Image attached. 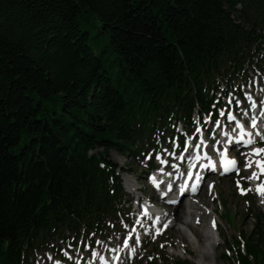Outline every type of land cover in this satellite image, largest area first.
I'll return each instance as SVG.
<instances>
[{
  "label": "trees",
  "instance_id": "obj_1",
  "mask_svg": "<svg viewBox=\"0 0 264 264\" xmlns=\"http://www.w3.org/2000/svg\"><path fill=\"white\" fill-rule=\"evenodd\" d=\"M263 65L264 0H0V264L104 233L125 196L110 153L136 161L216 117ZM257 211L224 264H264Z\"/></svg>",
  "mask_w": 264,
  "mask_h": 264
},
{
  "label": "rangeland",
  "instance_id": "obj_2",
  "mask_svg": "<svg viewBox=\"0 0 264 264\" xmlns=\"http://www.w3.org/2000/svg\"><path fill=\"white\" fill-rule=\"evenodd\" d=\"M247 75H250L252 77V80H254L255 77L259 76L258 72L252 68L249 69ZM228 98H232L231 95ZM48 109L51 112L56 111L59 114L61 113V108L59 106H54L52 103L48 105ZM179 130L180 128L177 129V131ZM168 145V141L165 144L158 143V147H161L162 150L166 149ZM244 155L245 153H242L241 156L238 157L242 162V168L246 166V158ZM109 159L119 169L118 173H120L121 176L126 200L131 199V193H133V190L136 189L138 190L137 192H135L134 197L140 195V191L148 193V195L152 193L146 180L147 159L142 160L139 158L138 160L133 161L131 159H127L118 155L116 152H111ZM134 177H137L136 181ZM248 177H250V175L246 172L245 174L240 175V177H238V175L223 179L215 176L212 177L208 182L215 183L217 192V197L214 196L215 198L213 196L208 197L206 193V188H208L209 183L207 182L204 186L202 191L204 194L200 199H203V201L205 200L206 203L204 207L208 209V212H211L212 209L215 210L216 217L220 224V226L218 225V228L221 237L220 244L215 248L214 251V256L216 258L204 261V264H224V260L221 256L223 254H226L227 250H232L228 256L232 261H236L237 250L235 242L240 239V234H244L245 236H247L251 233L255 225V221L252 219V216L256 214V212H258L257 210H261L262 212H264V207L262 206L261 200H257L254 196L251 195L246 196V189H244V194H241L240 189H238L237 187V181H239L240 184L243 182L244 184L251 183V179H248ZM138 183H140L141 185H138ZM212 199L214 200V202H212ZM186 203H188L187 199L184 201V204L181 205L182 207L180 206V208H176L169 212L172 213L174 211L175 214L181 213L182 209L186 206ZM159 207L162 206L159 205ZM249 210H252V213H250ZM175 214L171 215V218H174ZM210 217L211 216H206L205 214L203 215L202 220L204 224H202L201 230H204V232H212L208 227L210 223ZM131 219V211L127 206L123 207L121 213L115 218V220H113L114 222L112 221V223L107 224L104 234L99 237H94L95 248L99 244H101L102 241H104L107 246L100 249L101 251L107 252V250L111 251L114 247L120 248L122 244L126 243L127 240L130 239L131 229L128 226V223L131 222ZM178 227L179 226H176V228ZM145 234L147 235L145 250L140 253L137 260L132 264H166L167 262L165 261L167 260H171V262L188 261L190 264H201L198 260L193 258V256L195 255L194 248H192L193 245L187 242H185L184 244L183 242H178V240H176L172 236L170 230H168L165 236L159 240L154 234L150 235L148 229L145 230ZM186 234L189 237L190 241H192V243H195V245L197 244L198 246L197 238L187 228ZM75 236V234L66 232L64 234L63 240L58 239V236L55 237L57 242H53L49 245L47 244L43 246L44 248H53L54 251L38 254L37 263L50 264L49 260L47 259L51 256L54 257L55 254H58L59 256V254L64 255L65 253H69L70 256L72 254L74 257L79 258V249L82 247L80 241L78 242L75 251L72 252V245L76 242ZM91 238L92 237H90L89 239ZM48 241H50V239H48ZM87 252L88 249L83 255L84 259L88 258ZM106 252L105 254L107 255ZM210 252H213V250H211ZM58 256L56 257L57 259ZM153 257L158 261H152ZM95 258L96 254L93 255V261H95ZM146 261H148V263H146Z\"/></svg>",
  "mask_w": 264,
  "mask_h": 264
},
{
  "label": "bare ground",
  "instance_id": "obj_3",
  "mask_svg": "<svg viewBox=\"0 0 264 264\" xmlns=\"http://www.w3.org/2000/svg\"><path fill=\"white\" fill-rule=\"evenodd\" d=\"M256 160L257 159L254 158L252 152L247 154V163L249 161H252L253 163L251 165H254L255 164L254 161ZM252 173H250V177L252 176ZM251 180H254V178ZM209 185H211V187H209ZM135 191H137V189ZM206 193L208 197H211V196L217 197V192H216L214 183L210 182L208 184ZM203 194L204 193L202 192L199 197L192 198L189 204L186 203V206L182 209L181 213L175 214V212L173 211L167 216H164L165 219H163L162 225L156 228V230H161L163 227H165L167 231L168 230L171 231L172 236L176 240H178V242H183V244L185 242L192 244L193 247L192 246L191 247L194 248V252H195V255L193 256V258L198 260L201 264H204L203 263L204 261H208L210 259L216 258L214 256V251H215V248L218 246L217 244H215L216 238H212L208 234V232H204V230H201V226L202 224H204L202 220L204 214L206 216H211L210 220L214 216H216V212L214 209H212L211 212H208V209L204 207L206 202L205 200L203 201V199H200ZM212 202H214L213 199H212ZM181 205H179L177 208H180ZM161 211L162 213L164 211L166 212V210H161ZM174 214H175L174 218H171L172 217L171 215H174ZM176 226H179V227L176 228ZM186 228L189 229L193 233V235L197 238L198 246L197 244L195 245V243H192V241H190L189 237L186 234ZM216 228H217L216 230L218 232V235L220 237L218 225L216 226ZM210 249L213 250V252H210L211 251Z\"/></svg>",
  "mask_w": 264,
  "mask_h": 264
},
{
  "label": "snow or ice",
  "instance_id": "obj_4",
  "mask_svg": "<svg viewBox=\"0 0 264 264\" xmlns=\"http://www.w3.org/2000/svg\"><path fill=\"white\" fill-rule=\"evenodd\" d=\"M221 115H224V113H221ZM228 118L230 120L231 119H235L233 116H229ZM217 123H218V121H217ZM251 126H252V128H256L257 127V121L255 119H252ZM237 127L240 128V130H241V137H240L241 140L244 139V135L251 136L250 133H245L244 132V125L243 124L238 123ZM199 131H200V129L197 128L196 132H199ZM257 135L260 137L261 140H264V135H260V133H257ZM246 143L247 144H252L253 140L249 138L246 141ZM197 147H199V145H197ZM252 154L256 155V156L264 155V148H253L252 149ZM221 163L223 165L224 171H226V172L236 167V161L233 160V159H228L226 156H224V158L222 159ZM252 163H253L252 161H249L246 164V167H250ZM254 163H255L256 167L260 170V174L264 175V160H256V161H254ZM253 178H257V173L256 172H253L252 176L248 177V179H253ZM153 182L155 183V180H153ZM193 187L195 188V186H193ZM209 187H211V185H209ZM237 187H238V189H240L241 194H244L245 190L240 187L239 181H237ZM257 191L260 192L261 194H264V185H259L257 187ZM213 226H215V222H213ZM93 255H95V253H93ZM100 259L103 260L104 258L100 257Z\"/></svg>",
  "mask_w": 264,
  "mask_h": 264
}]
</instances>
